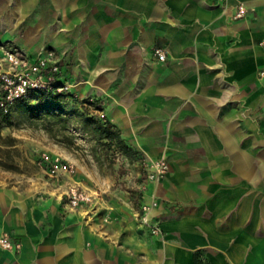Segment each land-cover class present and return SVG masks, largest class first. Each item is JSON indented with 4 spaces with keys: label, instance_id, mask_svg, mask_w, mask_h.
<instances>
[{
    "label": "crops",
    "instance_id": "crops-1",
    "mask_svg": "<svg viewBox=\"0 0 264 264\" xmlns=\"http://www.w3.org/2000/svg\"><path fill=\"white\" fill-rule=\"evenodd\" d=\"M14 46L63 53L71 98L169 171L146 195L160 235L131 207L67 208L68 182L0 184V235L23 243L0 264H264V0H0V56Z\"/></svg>",
    "mask_w": 264,
    "mask_h": 264
},
{
    "label": "rangeland",
    "instance_id": "rangeland-1",
    "mask_svg": "<svg viewBox=\"0 0 264 264\" xmlns=\"http://www.w3.org/2000/svg\"><path fill=\"white\" fill-rule=\"evenodd\" d=\"M111 124L104 102L94 98L41 95L16 103L11 114L0 109V184L45 198L54 195L50 193L52 186L67 182L70 186L73 182L67 177L57 181L49 178L39 159L44 153L61 156L76 165L74 179L96 195L95 209H78L87 218L112 221L108 210L114 208L105 203H115L131 207L132 214L152 235L162 234L160 222L151 215L158 199L147 200L146 195L149 183L163 178L169 167L164 176L148 178L156 171L152 164L162 159L147 156L131 145L126 148L105 132L108 128L115 136L117 126ZM144 205L149 206L148 211ZM156 227L161 230L155 232Z\"/></svg>",
    "mask_w": 264,
    "mask_h": 264
},
{
    "label": "built area",
    "instance_id": "built-area-1",
    "mask_svg": "<svg viewBox=\"0 0 264 264\" xmlns=\"http://www.w3.org/2000/svg\"><path fill=\"white\" fill-rule=\"evenodd\" d=\"M245 13L246 6L241 3L237 17H242ZM156 55L160 61L167 59V54L161 48L156 49ZM64 61V54L54 49H46L37 55H31L18 46L6 49L0 56V109L3 113L11 114L16 103L29 101L41 95L71 98L73 86L65 79ZM39 163L52 180L67 177L73 182L65 192L67 208L87 211L95 209L96 195L94 191L74 179L77 175L74 163L49 153L40 156ZM152 167H155L156 171L149 175L150 179L164 176L169 166L164 160H159L152 164ZM143 209L148 211L149 206L144 205ZM144 220L145 223L148 222V215ZM160 230V227H156L155 232ZM0 246L5 250L20 252L23 243L20 239L4 233L0 235Z\"/></svg>",
    "mask_w": 264,
    "mask_h": 264
},
{
    "label": "trees",
    "instance_id": "trees-1",
    "mask_svg": "<svg viewBox=\"0 0 264 264\" xmlns=\"http://www.w3.org/2000/svg\"><path fill=\"white\" fill-rule=\"evenodd\" d=\"M110 126H115L114 124H111ZM105 132L110 135L112 138H117L120 140L121 144H123L126 148H128V144L125 142V139L122 137L121 130L117 127L115 131V136H113L112 133H110V130L108 128H105Z\"/></svg>",
    "mask_w": 264,
    "mask_h": 264
}]
</instances>
